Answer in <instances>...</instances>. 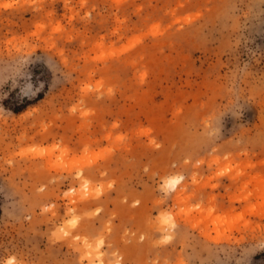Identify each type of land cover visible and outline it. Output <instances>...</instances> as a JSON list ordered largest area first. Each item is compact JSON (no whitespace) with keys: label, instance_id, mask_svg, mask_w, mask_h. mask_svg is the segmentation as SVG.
Listing matches in <instances>:
<instances>
[{"label":"rangeland","instance_id":"obj_1","mask_svg":"<svg viewBox=\"0 0 264 264\" xmlns=\"http://www.w3.org/2000/svg\"><path fill=\"white\" fill-rule=\"evenodd\" d=\"M0 264H264V0H0Z\"/></svg>","mask_w":264,"mask_h":264},{"label":"trees","instance_id":"obj_2","mask_svg":"<svg viewBox=\"0 0 264 264\" xmlns=\"http://www.w3.org/2000/svg\"><path fill=\"white\" fill-rule=\"evenodd\" d=\"M2 205H1V200H0V218H1V216H2V207H1Z\"/></svg>","mask_w":264,"mask_h":264}]
</instances>
